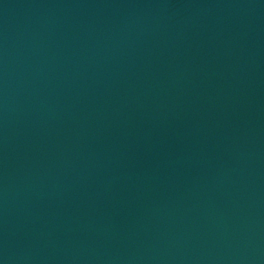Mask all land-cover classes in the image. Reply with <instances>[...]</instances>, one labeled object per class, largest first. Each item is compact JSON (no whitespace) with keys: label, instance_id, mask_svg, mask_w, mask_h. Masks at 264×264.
Wrapping results in <instances>:
<instances>
[{"label":"water","instance_id":"95a60500","mask_svg":"<svg viewBox=\"0 0 264 264\" xmlns=\"http://www.w3.org/2000/svg\"><path fill=\"white\" fill-rule=\"evenodd\" d=\"M0 264H264V0H0Z\"/></svg>","mask_w":264,"mask_h":264}]
</instances>
